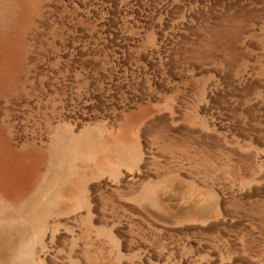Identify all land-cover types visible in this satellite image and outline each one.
<instances>
[{
    "label": "rangeland",
    "instance_id": "1",
    "mask_svg": "<svg viewBox=\"0 0 264 264\" xmlns=\"http://www.w3.org/2000/svg\"><path fill=\"white\" fill-rule=\"evenodd\" d=\"M0 206V264H264V0H0Z\"/></svg>",
    "mask_w": 264,
    "mask_h": 264
},
{
    "label": "bare ground",
    "instance_id": "2",
    "mask_svg": "<svg viewBox=\"0 0 264 264\" xmlns=\"http://www.w3.org/2000/svg\"><path fill=\"white\" fill-rule=\"evenodd\" d=\"M86 139H88V142H91L89 137H87ZM59 184H61V183H59ZM4 209L0 206V223H6V227L8 229L7 233L0 231V257H3L5 260V257L9 256V258H10L11 253L14 255L15 250L17 249V246L20 245V243L17 244L18 240H16V238H19V237L21 239L24 238V236L26 234V230H21L19 228L20 224L18 222H16L15 219L10 218V217L7 218L5 216V210ZM16 255H17V253H15L14 256H16ZM10 260H11V258H10Z\"/></svg>",
    "mask_w": 264,
    "mask_h": 264
}]
</instances>
